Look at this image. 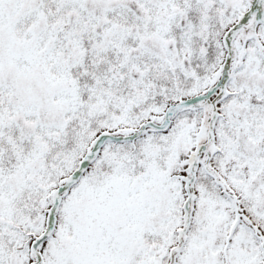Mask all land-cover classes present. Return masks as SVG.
I'll return each mask as SVG.
<instances>
[{"label": "snow or ice", "instance_id": "obj_1", "mask_svg": "<svg viewBox=\"0 0 264 264\" xmlns=\"http://www.w3.org/2000/svg\"><path fill=\"white\" fill-rule=\"evenodd\" d=\"M0 264H264V0H0Z\"/></svg>", "mask_w": 264, "mask_h": 264}]
</instances>
